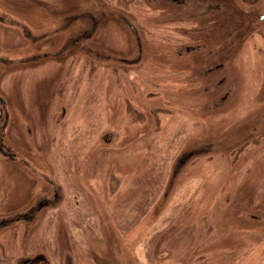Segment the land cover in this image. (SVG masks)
<instances>
[{
    "label": "rangeland",
    "instance_id": "374dc122",
    "mask_svg": "<svg viewBox=\"0 0 264 264\" xmlns=\"http://www.w3.org/2000/svg\"><path fill=\"white\" fill-rule=\"evenodd\" d=\"M181 1L0 0L10 141L61 190L4 257L264 264V0ZM14 174L0 157L2 210Z\"/></svg>",
    "mask_w": 264,
    "mask_h": 264
},
{
    "label": "flooded vegetation",
    "instance_id": "af4514ba",
    "mask_svg": "<svg viewBox=\"0 0 264 264\" xmlns=\"http://www.w3.org/2000/svg\"><path fill=\"white\" fill-rule=\"evenodd\" d=\"M184 0L180 2L182 5ZM184 6V5H183ZM217 7H220L217 6ZM80 15V14H79ZM71 16L66 18L64 21L66 23H72L77 21L78 18L81 16ZM92 25L94 26L95 17L89 15ZM84 17V16H82ZM81 17V18H82ZM125 25H128L126 19H122ZM88 22V21H87ZM19 23V22H18ZM130 31L135 35V40L137 45L140 47L139 50V59L136 64H138L142 59V45L141 40L136 34L135 28L131 27ZM81 36L80 38H82ZM45 39V37H44ZM190 48H187V51ZM67 49H63L62 52H66ZM1 55V54H0ZM109 57V56H108ZM4 62V59L0 57V65ZM15 64V63H11ZM15 112L9 106L8 108L5 107V102L0 96V123L2 125L0 127V148L5 150L7 153L3 154L2 149H0V157L2 160L8 162V165L12 168V177L15 180L16 171L18 176L24 178L28 185H31L30 192L28 191V185L25 186L23 190L25 191V196L27 193V200L22 206L16 207H6L5 210H2V202L0 203V234L2 232H11L12 234L15 233L19 225H25L26 228H32L37 225V219L42 217L44 211H47L52 208H56L60 200V187L55 183L54 177L47 167L43 155L37 151L34 142L32 143L30 140H27L28 148H22L14 144V142L10 141L9 133L13 123L20 125L19 120H16ZM5 117V122L2 118ZM21 119L22 115L20 116ZM25 119V118H24ZM29 124V121H26ZM21 128V127H20ZM31 128L28 127L27 132L31 133ZM16 186H12L11 194H18L21 190H16ZM22 192V191H21ZM28 192L30 195L28 196ZM23 196V198L25 197ZM16 197V196H15ZM14 197V198H15ZM21 199L11 201V204L14 202H18ZM14 205V204H13ZM46 232H51L52 230H46ZM26 239H24L25 241ZM27 242V240H26ZM61 250V252H59ZM60 250L46 251V255H39V256H28L29 258H24L20 256H9L4 257L0 253V264H72L71 259L63 260V253L62 247ZM97 264H111L107 261L98 260Z\"/></svg>",
    "mask_w": 264,
    "mask_h": 264
}]
</instances>
